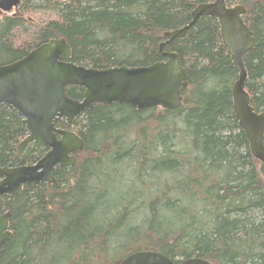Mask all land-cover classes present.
I'll return each mask as SVG.
<instances>
[{
    "label": "trees",
    "instance_id": "trees-1",
    "mask_svg": "<svg viewBox=\"0 0 264 264\" xmlns=\"http://www.w3.org/2000/svg\"><path fill=\"white\" fill-rule=\"evenodd\" d=\"M214 0H23L0 16V66L52 38H65L71 60L99 69L148 66L166 59V31ZM243 5L255 46L244 56L251 105L264 111V0ZM188 72L182 103L137 109L96 103L71 123L85 143L76 163L57 167L54 183L25 184L0 195L11 213V239L0 264H119L140 250L179 263L264 264V164L250 147L233 103L239 68L219 21L202 16L166 46ZM85 89L70 86L82 99ZM28 128L0 106V167L33 164L44 149L18 145Z\"/></svg>",
    "mask_w": 264,
    "mask_h": 264
},
{
    "label": "water",
    "instance_id": "water-1",
    "mask_svg": "<svg viewBox=\"0 0 264 264\" xmlns=\"http://www.w3.org/2000/svg\"><path fill=\"white\" fill-rule=\"evenodd\" d=\"M23 0H0V11L18 9ZM243 5L229 6L226 0H214L195 7L191 21L164 33L160 51L166 59L148 66L126 65L95 68L71 60L72 49L65 38H52L31 50L23 58L0 66V106L16 110L28 128V134L18 145L22 153L30 143L44 149V155L33 164L0 167V195L16 194L25 184L54 183L57 167L76 163V153L85 147L76 132L58 127V121L71 123L94 104L121 102L137 109L156 106L174 109L182 103V93L188 87V72L177 52L166 46L185 36L202 16L219 21L222 39L228 48L239 77L233 86V103L240 126L246 132L253 155L264 164V111L251 105L246 89L245 54L256 44L253 31L243 19ZM85 89L82 99L68 95L70 86ZM9 211L0 214V255L8 245L12 231ZM119 264H214L192 257L175 263L166 255L152 250L135 251Z\"/></svg>",
    "mask_w": 264,
    "mask_h": 264
},
{
    "label": "rangeland",
    "instance_id": "rangeland-1",
    "mask_svg": "<svg viewBox=\"0 0 264 264\" xmlns=\"http://www.w3.org/2000/svg\"><path fill=\"white\" fill-rule=\"evenodd\" d=\"M16 12H17V9H14V10H12L9 13H5V12L0 11V16H3L4 14H13V13H16Z\"/></svg>",
    "mask_w": 264,
    "mask_h": 264
},
{
    "label": "flooded vegetation",
    "instance_id": "flooded-vegetation-1",
    "mask_svg": "<svg viewBox=\"0 0 264 264\" xmlns=\"http://www.w3.org/2000/svg\"><path fill=\"white\" fill-rule=\"evenodd\" d=\"M260 112V111H259ZM58 124V123H57ZM30 147L33 148L32 144L30 143L29 145L26 146V148H24V151L20 154H24Z\"/></svg>",
    "mask_w": 264,
    "mask_h": 264
}]
</instances>
